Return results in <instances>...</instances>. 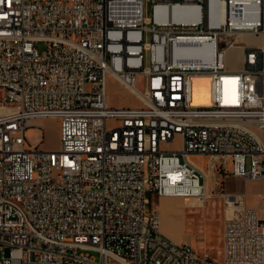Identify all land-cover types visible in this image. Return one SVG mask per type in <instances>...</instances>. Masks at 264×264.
<instances>
[{"label":"built area","instance_id":"2783aa9c","mask_svg":"<svg viewBox=\"0 0 264 264\" xmlns=\"http://www.w3.org/2000/svg\"><path fill=\"white\" fill-rule=\"evenodd\" d=\"M110 77L139 105L111 106ZM0 109V264H264V0H0ZM192 155L262 184L259 208L223 193L219 260L153 206L204 194Z\"/></svg>","mask_w":264,"mask_h":264},{"label":"rangeland","instance_id":"374dc122","mask_svg":"<svg viewBox=\"0 0 264 264\" xmlns=\"http://www.w3.org/2000/svg\"><path fill=\"white\" fill-rule=\"evenodd\" d=\"M256 43L258 37L249 39ZM37 49L42 53L46 49V44L41 42ZM242 48L228 49L226 53V66L230 69H241L243 66ZM140 90L144 88L139 86ZM108 101L111 106H138L139 100L120 86L114 78L108 80ZM10 110L0 109V115L9 113ZM35 126L42 130L44 135V149L58 151L61 148L60 138V120L57 118H45L35 123ZM37 132L30 131L28 137L31 143H35ZM180 148V143L173 146ZM189 162L200 169H206L205 180L208 197L190 198L180 197V204L174 199H168L157 206L158 198L154 196L153 206L158 209L161 215V229L171 237L188 242L195 246L201 244L207 245V250L216 259H220V249L222 244L223 225L230 213L226 211L223 203L224 192L249 193V205L258 206L260 196L256 188L252 187L249 180L231 176L225 170L216 168H207L208 158L200 155H192L188 158ZM204 192V193H205ZM204 195V194H203ZM166 214V216H165ZM99 258L98 254H94ZM5 256V251L0 247V262Z\"/></svg>","mask_w":264,"mask_h":264},{"label":"crops","instance_id":"0c3cea01","mask_svg":"<svg viewBox=\"0 0 264 264\" xmlns=\"http://www.w3.org/2000/svg\"><path fill=\"white\" fill-rule=\"evenodd\" d=\"M252 187H255L256 188V192L257 194H259L260 196V204L258 206H253V205H249V200H248V206L249 207H257L259 208L261 206V192H262V184L261 183H253V184H250ZM152 198H154V196H152ZM168 199H174L177 201V203L180 204V198L176 197V198H158V203H157V206L160 207V204L165 201V200H168ZM166 216V214H165ZM163 232V231H162ZM166 236H168L170 239L176 241V242H184V241H180V239H176V238H173L171 237V235L163 232ZM195 249L198 251V252H204V251H207V245L206 244H201L200 246H197V244H195Z\"/></svg>","mask_w":264,"mask_h":264},{"label":"bare ground","instance_id":"6f19581e","mask_svg":"<svg viewBox=\"0 0 264 264\" xmlns=\"http://www.w3.org/2000/svg\"><path fill=\"white\" fill-rule=\"evenodd\" d=\"M169 15L172 16L174 19H181L185 16V12L182 10V9H179V8H174V9H170L169 10ZM228 49H231V48H227L225 51L227 53ZM232 49H236V47H232ZM196 166V165H195ZM197 167V166H196ZM212 164L208 161V164H207V168H212ZM199 170H201V172H203L204 174H206V169H200L199 167H197ZM208 197L207 195V192L204 193V195H202L201 197L199 198H206ZM160 229H161V215H160ZM162 231V229H161ZM174 241V240H173ZM176 242V241H175Z\"/></svg>","mask_w":264,"mask_h":264}]
</instances>
